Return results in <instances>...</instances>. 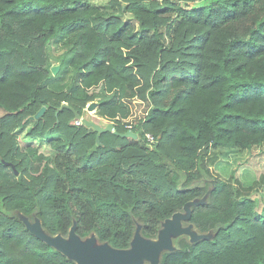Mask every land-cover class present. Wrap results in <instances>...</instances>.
<instances>
[{"label": "trees", "instance_id": "1", "mask_svg": "<svg viewBox=\"0 0 264 264\" xmlns=\"http://www.w3.org/2000/svg\"><path fill=\"white\" fill-rule=\"evenodd\" d=\"M65 29L72 85L55 91L47 50ZM135 96L148 107L137 139L102 133L94 151L92 128L55 116L97 101L125 118ZM0 109V264H76L25 221L124 250L184 206L199 237H173L157 264H264V208L249 193L264 177L244 187L209 167L221 149L264 145V0H0ZM26 122L25 141L49 155L20 147Z\"/></svg>", "mask_w": 264, "mask_h": 264}, {"label": "water", "instance_id": "2", "mask_svg": "<svg viewBox=\"0 0 264 264\" xmlns=\"http://www.w3.org/2000/svg\"><path fill=\"white\" fill-rule=\"evenodd\" d=\"M59 70V65H52L50 72L55 75ZM97 108V103L92 102L87 106L88 111H93ZM63 109H69L76 119H81L84 126L92 128L96 133L95 144L92 151L96 150L100 144L99 135L102 133L110 132L119 135L122 138L137 139V134L127 130L125 133H118L113 129L111 123L102 126L93 121L81 118V116L68 104L62 103L55 113V116ZM46 107H41L34 116L29 117L30 121L37 120L42 117ZM10 166L15 175L18 171L10 162H6ZM186 215L181 212L174 213L170 218L166 219L163 223L162 229L158 233L157 239L147 240L139 236L138 232L135 233L129 249L119 250L108 246L107 244L96 245L95 238L91 236L85 241H81L75 234V227H71L68 237L61 235L49 236L43 232L39 221L30 223L25 221L27 229L42 240L47 245L57 249L64 256L75 261L76 264H141L148 261L150 264H157L159 254L162 250L172 249V238L178 236H189L192 240L198 238L192 227H183L181 221L187 220L190 217V211L184 206Z\"/></svg>", "mask_w": 264, "mask_h": 264}, {"label": "rangeland", "instance_id": "3", "mask_svg": "<svg viewBox=\"0 0 264 264\" xmlns=\"http://www.w3.org/2000/svg\"><path fill=\"white\" fill-rule=\"evenodd\" d=\"M188 4L191 5V3ZM73 42L74 38L66 29L63 30L59 34V36L51 42L47 50L51 66L59 65L60 70L58 56L72 47ZM59 70L49 80L48 86L55 91H67V89L72 85V81L70 79L71 71L70 69H68L60 73ZM92 102L97 103V101ZM92 102L86 104L84 111L81 113L82 117L102 126L111 123L113 125V129L118 124V122L122 123L125 128L130 126L132 127V129L135 128L137 123H140V119H142V117L145 115L146 110H148L147 103L139 97L135 96L129 101H126L129 107L128 115L125 118L119 117L113 120L108 117L106 118L100 116L98 112H96L97 108L93 111H88L87 106ZM2 115L3 110L0 109V116ZM30 126L31 122H26L20 130L16 131V137L19 141L20 147L22 149H25L27 146H33L38 149L39 153L49 155L51 151L48 146L39 145L35 142L28 143L25 141V134L27 133ZM156 143L157 142L155 140V142L151 146H155ZM215 155H217V153H215ZM209 167L212 173L217 175L218 177L227 180L235 179L239 181L242 186L249 187L257 181L261 182V177H264V145L253 146L251 148H235L233 150L221 149V153L218 154V156L214 159V162L211 163ZM249 193L256 203L257 210L260 211L261 209H263L264 186H262L261 184L259 186H253Z\"/></svg>", "mask_w": 264, "mask_h": 264}, {"label": "built area", "instance_id": "4", "mask_svg": "<svg viewBox=\"0 0 264 264\" xmlns=\"http://www.w3.org/2000/svg\"><path fill=\"white\" fill-rule=\"evenodd\" d=\"M147 112H148V110H146L145 115L142 117V119H140L141 121L139 120L141 123H143V121L145 119V116L147 115ZM81 118H83V117H81ZM82 124H83V122H82L81 119H76L75 120V125H82ZM127 129L131 131L132 127L131 126L130 127H127ZM145 140H146V142L149 145H152L155 142L154 136L151 135L150 133H145Z\"/></svg>", "mask_w": 264, "mask_h": 264}]
</instances>
